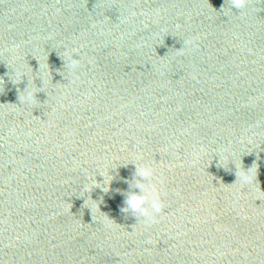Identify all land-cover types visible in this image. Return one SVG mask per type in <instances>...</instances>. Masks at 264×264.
Instances as JSON below:
<instances>
[{
	"label": "water",
	"instance_id": "obj_1",
	"mask_svg": "<svg viewBox=\"0 0 264 264\" xmlns=\"http://www.w3.org/2000/svg\"><path fill=\"white\" fill-rule=\"evenodd\" d=\"M223 3L0 0V264H264V0Z\"/></svg>",
	"mask_w": 264,
	"mask_h": 264
},
{
	"label": "clouds",
	"instance_id": "obj_2",
	"mask_svg": "<svg viewBox=\"0 0 264 264\" xmlns=\"http://www.w3.org/2000/svg\"><path fill=\"white\" fill-rule=\"evenodd\" d=\"M245 3L246 0H224L220 11L224 10L225 4L230 5L229 10H238L243 8ZM78 65L79 61L70 55L66 63L69 74H74ZM33 99L34 94L28 91L21 102L31 103ZM130 163L134 165V173L132 180L129 182L128 190L123 193V206L120 208V212L131 215L135 219L139 216L145 224L153 223L164 207L161 198L162 193L157 186L159 181L156 178L155 169L151 163L143 162L142 157L139 156L136 157L134 162ZM250 168L247 171L241 170L239 173V180L242 185L247 184L250 180ZM98 175L103 178V181L102 184L97 183L94 178L95 188H102V191L108 192L109 183L113 179L109 174V170H107L106 174ZM236 179L237 174L235 173Z\"/></svg>",
	"mask_w": 264,
	"mask_h": 264
}]
</instances>
